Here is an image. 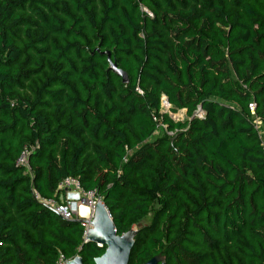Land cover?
Segmentation results:
<instances>
[{"label": "trees", "instance_id": "trees-1", "mask_svg": "<svg viewBox=\"0 0 264 264\" xmlns=\"http://www.w3.org/2000/svg\"><path fill=\"white\" fill-rule=\"evenodd\" d=\"M251 101L264 130V0H0V264L105 252L35 197L68 176L119 234L153 211L129 264H264Z\"/></svg>", "mask_w": 264, "mask_h": 264}, {"label": "water", "instance_id": "water-1", "mask_svg": "<svg viewBox=\"0 0 264 264\" xmlns=\"http://www.w3.org/2000/svg\"><path fill=\"white\" fill-rule=\"evenodd\" d=\"M110 64L109 71L122 78L124 83L129 81L128 73L118 67L117 62L112 59L111 53L105 52ZM83 221L82 219H77ZM89 228L85 234V242H95L99 246H105V252L95 258V264H129L130 255L135 245L136 232L130 229L128 232L119 234L115 223L103 202L95 205L93 212V220L90 222ZM66 264H84L80 256H76ZM143 264H166L165 259L161 255L150 258Z\"/></svg>", "mask_w": 264, "mask_h": 264}, {"label": "built area", "instance_id": "built-area-1", "mask_svg": "<svg viewBox=\"0 0 264 264\" xmlns=\"http://www.w3.org/2000/svg\"><path fill=\"white\" fill-rule=\"evenodd\" d=\"M141 9L145 11L149 17H154L153 13L149 11L147 7L141 6ZM251 114L254 117V125L255 128L261 138V145L264 151V130H261L262 120L256 116V105L253 101L249 103L248 106ZM162 109L168 112L171 110L170 103L167 98L163 96L162 98ZM163 111V110H162ZM196 113L199 116H202L201 109L198 108ZM171 136L174 132H168ZM30 154V149L25 147L19 154L17 158V164L26 168V170L30 171V165L28 161V157ZM57 193L55 196L50 198H44L37 192H35V197L41 203L52 208L56 213H58L61 217L65 219H82V224L86 228V232L88 228L85 225V217L82 215L80 207L81 205H86L89 208H92V213L94 212L95 205L98 202H102L101 198L96 195L94 191H85L82 187L81 180L79 176H68L62 179L57 185ZM85 232V234H86ZM73 258H67L63 254H60L57 264H66L68 261Z\"/></svg>", "mask_w": 264, "mask_h": 264}, {"label": "rangeland", "instance_id": "rangeland-1", "mask_svg": "<svg viewBox=\"0 0 264 264\" xmlns=\"http://www.w3.org/2000/svg\"><path fill=\"white\" fill-rule=\"evenodd\" d=\"M149 9V8H148ZM150 12H152V10L149 9ZM153 13V12H152ZM154 15V13H153ZM45 37V36H44ZM47 38V37H46ZM45 38V39H46ZM235 76V74H234ZM164 111V109H162ZM166 112V111H164ZM168 113L171 115V117L174 119V120H185L187 118L186 116V111L185 110H179L177 112H173L171 110L168 111ZM261 130H263V126L261 127ZM88 154H91V151L88 152ZM86 206V205H85ZM158 208V205H155L154 206V209H157ZM91 209V208H90ZM92 210L90 211V213L88 214L87 217H85V225L86 227L89 229L91 228V225H90V222L93 220V213H92ZM153 218H154V214H153V211H151L145 218L141 219L140 221L138 222H135L132 226V230L136 232V235H135V238L140 234V232L146 228L147 226L151 225L152 224V221H153ZM221 251V256L223 258H231L234 256L233 254V251L230 250V249H220Z\"/></svg>", "mask_w": 264, "mask_h": 264}, {"label": "bare ground", "instance_id": "bare-ground-1", "mask_svg": "<svg viewBox=\"0 0 264 264\" xmlns=\"http://www.w3.org/2000/svg\"><path fill=\"white\" fill-rule=\"evenodd\" d=\"M92 209V208H91ZM91 209L88 207V206H85V205H81L80 207V210H81V213L82 215L84 216H88V214L90 213Z\"/></svg>", "mask_w": 264, "mask_h": 264}]
</instances>
